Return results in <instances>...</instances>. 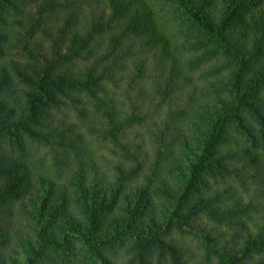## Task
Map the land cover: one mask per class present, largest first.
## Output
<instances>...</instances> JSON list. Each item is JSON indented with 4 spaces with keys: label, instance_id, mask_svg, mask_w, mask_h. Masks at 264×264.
I'll list each match as a JSON object with an SVG mask.
<instances>
[{
    "label": "trees",
    "instance_id": "trees-1",
    "mask_svg": "<svg viewBox=\"0 0 264 264\" xmlns=\"http://www.w3.org/2000/svg\"><path fill=\"white\" fill-rule=\"evenodd\" d=\"M167 7L178 13L179 21L188 24L186 42L198 51L193 60L218 58L220 74L214 84L218 109L206 112V117L198 114L192 128L199 138L196 152L185 139L182 141L183 150L192 154L186 171L180 170L176 189L166 191L173 207L166 225L171 227L175 222L180 228L188 226L193 212L200 208L214 215V197L202 198L208 188L207 178L230 173V161L242 157L246 164L261 168L257 152L244 146L233 153L224 147L233 122L251 145L260 142L255 127L244 116L247 109L255 113L259 130L264 133V102L258 94L264 92V0H0V19L1 13L10 10L17 17V29L11 34L0 32V58L15 49L23 60L0 65V138L10 136L8 142L14 141L18 152L26 142L45 146L54 153L55 172L53 180L34 175L25 161L17 159L18 155L6 154L0 143L1 243L16 202L31 191L41 192L43 198L23 214L38 233L49 231V222L56 221L59 212L79 193L77 211L86 216L85 222L67 220L61 228L65 236L83 238L92 247V242L103 247L132 237L141 242L134 245L139 246L138 253L149 255L158 248L173 256L174 264H184L179 259L178 246L165 240L169 229L165 231L157 225L154 215L139 221L151 180L147 179L145 186L125 191L136 175L134 170L132 177L122 174L115 183L104 185L96 179L93 163L85 160L84 149L85 131L117 141L122 126L129 124L130 118L135 120L133 116H122L113 102L100 97L107 93L106 83H114L115 74L126 68L128 56L152 57L158 72L167 73L166 86L171 90L187 84L182 71L188 65L180 63L155 20L156 13L164 15ZM38 33L46 38L47 47L37 39ZM176 48L182 50L181 44ZM147 64L145 59L142 65L133 67V81L144 74ZM15 82L20 85L17 97L13 95ZM81 95L94 102L99 127L90 125V119L83 120L86 102ZM68 101L86 126L84 132L62 117ZM71 154L80 155L77 162L69 158ZM88 168L94 174L89 181ZM120 168L116 169L119 174ZM106 211H113V223L102 220V216L94 218ZM223 215L226 217L222 222L241 225L231 221L234 215L230 210ZM204 236L207 250L217 257L218 264H246L253 254H264V228L255 236L248 233L239 250L220 247L214 238ZM63 241L42 238L43 244L58 249H64ZM255 264H264L262 255Z\"/></svg>",
    "mask_w": 264,
    "mask_h": 264
},
{
    "label": "rangeland",
    "instance_id": "rangeland-1",
    "mask_svg": "<svg viewBox=\"0 0 264 264\" xmlns=\"http://www.w3.org/2000/svg\"><path fill=\"white\" fill-rule=\"evenodd\" d=\"M1 16L0 32L11 34L13 29H17L14 26L17 17L13 10L5 11ZM177 16L178 13L173 8L167 7L164 15L159 11L156 13L155 20L158 28L169 38L180 63L188 65L182 71L188 81L187 84L178 90H171L166 86L167 73L158 72L152 57L145 54L128 56L125 60L126 68L115 74L114 83H106L107 93L100 96L102 100L113 102L122 116L135 117V120L130 118L131 122L122 126L117 134V141L104 139L95 132L94 134L84 132L86 126L84 128L79 121L78 114L69 101V106L62 111L64 112L62 117H65L67 122L77 124L78 130L84 132L85 160L89 164L93 163L95 175H98L96 179L102 180L104 185L115 183L122 174L132 177L131 171L134 170L136 175L131 178L132 181L130 180L125 191L136 186H145L146 180H151L149 191L144 195L146 206L141 209L139 221L145 222L144 219L148 215H154L157 225L165 228V231L169 229L170 234L165 236V240L173 241L178 246L181 262L218 264L217 257L207 250L204 235L214 238L220 247L239 250L248 233L255 236L264 228V133L259 130L255 113L247 109L244 116L247 122L255 127L260 142L251 145L233 122L227 131L229 142L224 150L234 153L242 150L244 146L248 147L259 154L261 168L256 169V166L246 164L242 157L230 161L228 165L230 173L207 178L208 188L204 189L202 198L214 197L212 202V206L216 208L214 215L200 208L193 212L188 226L180 228L175 222L171 227L166 225V220L173 210L166 191L171 193L176 189L179 174L182 173L180 170L186 171L187 159L192 154L183 150L182 141L185 139L193 152H196L199 138L192 128L194 122H197V115L206 117V112L212 113L219 107L217 88L214 84L220 74L218 69L220 61L216 57L193 60L198 51L186 42L190 29L188 24L179 21ZM12 38L10 35L9 39ZM37 39L47 47L48 43L42 33H38ZM180 44L182 50L176 48ZM10 52V55L0 58V65L13 59L23 61L18 57L17 50ZM145 59L148 66L146 65L144 74L140 78H133V81L132 75H135L133 67L142 65ZM14 88L13 95L17 97L20 85L15 82ZM258 94L264 102V92ZM81 97L86 102V117L83 120L90 119V125L94 123L99 127L96 123L98 113L94 108V102L89 96ZM9 138L11 137L8 135L0 138L6 154L18 155L17 159L25 161L34 175L55 179L54 153L51 150L40 144L26 142L18 152L15 142H8ZM78 157L80 155L69 156L74 162H77ZM119 166L120 174L116 170ZM87 173L89 181L94 176L92 168H88ZM42 198L41 192L33 190L21 201L16 202L14 212L11 214V224L5 227L1 235L4 242H0V264H174L173 256L162 253L158 248L152 250L149 255L138 253L139 246L136 248L134 245L141 242L132 237L114 240L103 247L92 242L90 244H93L92 247L85 243L83 238L65 236L61 228H64L67 220L69 223L85 222L86 216L79 215L77 211L79 193H75L70 203L59 212L57 222H49V231L35 232L29 226L30 222L23 212L40 203ZM228 210L234 215L231 221L241 225L234 226L222 222L221 219L226 217L223 213ZM113 211L97 214L94 218L98 220L102 216V220L113 223L111 219ZM106 227L108 228L109 224ZM26 234L29 235L25 236ZM43 237L57 242L64 240V249L43 244ZM261 255L264 259V254ZM261 255L253 254L252 259H246L245 263L255 264Z\"/></svg>",
    "mask_w": 264,
    "mask_h": 264
}]
</instances>
